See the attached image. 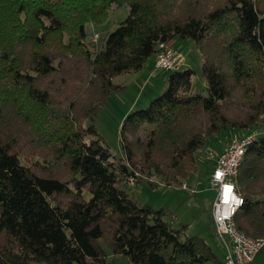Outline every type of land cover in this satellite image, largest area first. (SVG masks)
Segmentation results:
<instances>
[{"label": "trees", "instance_id": "obj_1", "mask_svg": "<svg viewBox=\"0 0 264 264\" xmlns=\"http://www.w3.org/2000/svg\"><path fill=\"white\" fill-rule=\"evenodd\" d=\"M123 5L127 17L104 42L88 41L86 25ZM176 38L196 42L207 85L192 90L193 67L165 70L166 89L123 118L124 158L113 161L94 121L124 87L114 78L143 69ZM155 69L164 70L156 58ZM263 115L264 0H0V264H113L112 255L223 264L187 223L122 184H180L208 139L251 132ZM235 183L238 228L263 236V134Z\"/></svg>", "mask_w": 264, "mask_h": 264}, {"label": "rangeland", "instance_id": "obj_2", "mask_svg": "<svg viewBox=\"0 0 264 264\" xmlns=\"http://www.w3.org/2000/svg\"><path fill=\"white\" fill-rule=\"evenodd\" d=\"M128 13V5L111 8L106 20L101 24L88 23L86 25L88 41L95 46L96 44L100 46L108 33L114 30L127 17ZM95 34L99 35L97 41L92 39ZM182 40L186 42L185 45L182 44ZM174 43V47L184 51L193 65L196 73L194 80L197 81L198 79L199 86L202 85L203 81V86L205 87L207 83L202 75L201 55L196 42L192 39L176 38ZM178 52L183 55L179 50ZM141 71H144V69ZM141 71L122 73L114 78L115 83L121 84L127 89L124 91H113L94 121L103 141L112 152V160L115 162H119L124 158V150L120 139V126L127 106L133 101V97L134 99H140L134 109L144 107L150 102L148 97L153 98L161 94L168 85L169 71L163 76L152 77L150 81L148 80L149 83L146 88H142L141 91L139 90L142 86L141 84L136 89V81L141 78ZM204 87L199 90H203ZM153 91L156 93L154 96L150 95ZM204 94H207V91L204 90ZM145 100L147 102L143 104ZM228 130H222L213 138L208 139L206 147L199 150L196 154L197 171L192 173L187 179H184L182 183L166 185L157 176H142L136 182H124L122 184L123 188L127 189L139 203H150L157 209L161 207L169 209L170 214L177 219L175 221L177 224L179 222L187 223V234L204 237L222 260L225 257L226 249L213 226L212 212L216 191L210 187V178L212 177L217 157L221 153V140ZM248 130L256 132V135H264V115L256 125ZM214 138H216V141L213 140ZM135 189L136 191H134ZM111 261L113 264H126L125 258L117 259L113 255L111 256Z\"/></svg>", "mask_w": 264, "mask_h": 264}, {"label": "built area", "instance_id": "obj_3", "mask_svg": "<svg viewBox=\"0 0 264 264\" xmlns=\"http://www.w3.org/2000/svg\"><path fill=\"white\" fill-rule=\"evenodd\" d=\"M98 34L93 36L97 41ZM182 55L161 42L156 54V67L173 70L178 67ZM256 132H234L219 156L210 178V187L216 191L213 204V222L217 235L222 239L226 254L223 264H249L264 247V235L253 237L238 228L235 214L244 203L237 191L235 177L243 162L249 144L256 139ZM135 181L134 177L128 180Z\"/></svg>", "mask_w": 264, "mask_h": 264}, {"label": "crops", "instance_id": "obj_4", "mask_svg": "<svg viewBox=\"0 0 264 264\" xmlns=\"http://www.w3.org/2000/svg\"><path fill=\"white\" fill-rule=\"evenodd\" d=\"M174 42H175V40L172 42L173 47H174V44H175ZM182 44L185 45L186 42L182 40ZM174 48L178 49L183 54L182 55V58L180 60V63H179V65H178L177 68L181 69V68L193 67V65L191 64V62L188 60L187 56L185 55L184 51L180 50L178 47H174ZM155 58H156V55H153L147 61V63L145 64V66L143 68L144 71H141L143 69L140 70L141 71L140 72V77L141 78L138 79V81H136V85H135L136 86V89H137L138 86L140 87V84H141L142 86L139 89L141 91L142 88H146V85L149 83V82H147L146 84H144L146 80H149L150 81V79H152V77L158 76V75L163 76L165 73L168 72V71H165V70H160L159 71V70H156L155 69ZM158 72H159V74H158ZM195 75H196V73L193 75V78H192V90L193 91L194 90L202 89L204 87L203 86V81H202V85L199 86L198 85V79H197V81L194 80ZM143 85H145V86L143 87ZM126 89H127V87H124L122 89V91H124ZM150 95H153L154 96V95H156V93L153 91ZM148 99L150 100L151 98L148 97ZM139 101H140V99H137V98L134 99V97H133V101L127 106V109H126L127 112L125 111V115L123 117H125L128 112H130L131 110H133L135 108V106L138 104ZM146 102H147V100H145L143 102V104H145ZM233 132H235V131L234 130H230V131L228 130L227 133H226V135L222 138L221 145H220V152L223 150V148L227 144V142L229 140V137H230V135ZM240 132H246V131H240ZM213 140L216 141V138H214ZM132 189H134V188H132ZM134 191H136V189ZM213 226H214V222H213ZM263 249L255 256V258L249 264H264V250Z\"/></svg>", "mask_w": 264, "mask_h": 264}]
</instances>
